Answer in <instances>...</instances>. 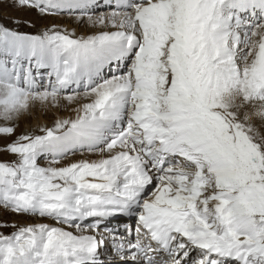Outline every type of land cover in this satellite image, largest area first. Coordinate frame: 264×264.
I'll return each instance as SVG.
<instances>
[{
	"label": "snow or ice",
	"instance_id": "6c2138e0",
	"mask_svg": "<svg viewBox=\"0 0 264 264\" xmlns=\"http://www.w3.org/2000/svg\"><path fill=\"white\" fill-rule=\"evenodd\" d=\"M9 6L89 31L0 15V264H264V0Z\"/></svg>",
	"mask_w": 264,
	"mask_h": 264
},
{
	"label": "rangeland",
	"instance_id": "374dc122",
	"mask_svg": "<svg viewBox=\"0 0 264 264\" xmlns=\"http://www.w3.org/2000/svg\"><path fill=\"white\" fill-rule=\"evenodd\" d=\"M10 0H0V15L3 17H21L33 20L36 23V28H24L22 30L34 32L39 30L42 26L50 25V24H58L64 27L71 29H75L77 33L84 34L89 31L88 26L86 24H77L73 17L64 15L59 17H47V18H38L35 12H28V11H18L15 8L9 6ZM97 13L109 11V9L105 7H99L96 9ZM7 22V20H5ZM42 118V120H40ZM52 114H47L39 116V112L35 113L31 117H27L21 119L18 122L17 127V135L23 133L25 131L31 130L34 128L38 123L39 124H49L52 121ZM3 143V141H0ZM12 157L0 155V159H11ZM45 161H41V164H44ZM37 222L36 218L29 217L25 215H18L12 213L8 210L0 208V223H16V224H25V223H32ZM41 222H50V221H41ZM11 228H0V231H4L5 233L10 232Z\"/></svg>",
	"mask_w": 264,
	"mask_h": 264
},
{
	"label": "bare ground",
	"instance_id": "6f19581e",
	"mask_svg": "<svg viewBox=\"0 0 264 264\" xmlns=\"http://www.w3.org/2000/svg\"><path fill=\"white\" fill-rule=\"evenodd\" d=\"M78 35H79V33H77ZM43 71H45V70H41V72H43ZM39 116H41V114L39 113ZM26 119H27V117H25ZM23 120H24V118H22ZM40 120H42V118L40 119ZM124 223H129V221L128 220H124L123 221ZM107 255H108V253H107V251L105 250L104 252H103V257H107Z\"/></svg>",
	"mask_w": 264,
	"mask_h": 264
}]
</instances>
